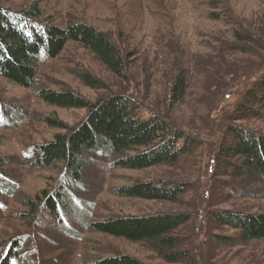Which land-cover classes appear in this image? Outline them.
<instances>
[{"label":"rangeland","instance_id":"obj_1","mask_svg":"<svg viewBox=\"0 0 264 264\" xmlns=\"http://www.w3.org/2000/svg\"><path fill=\"white\" fill-rule=\"evenodd\" d=\"M32 6L41 13L38 24L84 22L106 33L126 59L127 72L124 79L115 77L91 52L69 42L54 59L39 56L30 87L0 76V258L18 241L20 264H94L119 255L139 264H264V241L243 242L239 228L220 221L264 215V181L221 155L230 126L264 134V116L231 118L242 96L264 81V0H0V8L13 12ZM180 73L186 94L171 105ZM83 75L98 85H85ZM42 88L70 91L91 103L131 96L142 117L164 118L192 147L173 165L139 170L116 169L109 156L89 154L82 182L72 184L63 163L38 167L31 154L78 127L88 111L49 105L39 97ZM48 118L65 128L49 125ZM135 182L180 192L173 201L116 195ZM44 191L63 193L66 214L56 219L41 204L28 216L25 201ZM167 213L187 218L170 235L177 244L173 251L182 253L174 262L152 244L90 227L110 218Z\"/></svg>","mask_w":264,"mask_h":264},{"label":"trees","instance_id":"obj_2","mask_svg":"<svg viewBox=\"0 0 264 264\" xmlns=\"http://www.w3.org/2000/svg\"><path fill=\"white\" fill-rule=\"evenodd\" d=\"M29 7L19 12L0 8V76L20 87H30L35 79L38 58L41 54L56 58L67 43L74 42L91 52L115 77L126 76V59L106 33L84 22H70L65 27L47 19L38 24L35 18L41 13ZM82 81L89 87H96L97 81L88 75ZM187 80L180 73L175 77L169 93L171 105L180 103L186 91ZM39 97L49 105L63 108H84L87 118L67 133L56 134L51 142L35 147L31 157L38 167L52 166L61 162L72 184L82 182L88 165L87 155L100 153L109 156L116 169L139 170L160 164H175L179 157L192 147V140L160 116L142 117L139 105L131 96L114 94L96 103L67 91L57 92L40 89ZM264 116V81L242 96L232 120ZM51 126L65 128L57 120L47 119ZM230 140L222 145L221 155L233 159L247 176L264 181V134L239 127H228ZM91 159V158H90ZM234 167V164H233ZM0 172L2 163L0 162ZM179 189L153 183L135 182L116 189L120 197L145 200L173 201ZM36 201L27 199L29 213L34 216L37 208L45 204L47 212L60 218L66 214L63 193H42ZM183 214H156L147 217H117L90 223L95 231L123 238L131 242H145L153 245L167 261L182 259L181 252H174L176 240L170 236L186 223ZM223 223L237 227L243 242L264 241V215H246L240 219L220 218ZM232 220V221H231ZM235 220V221H233ZM236 222V223H235ZM20 242L12 241L0 264H10L11 260L22 263ZM94 264H139L127 255L107 257Z\"/></svg>","mask_w":264,"mask_h":264}]
</instances>
